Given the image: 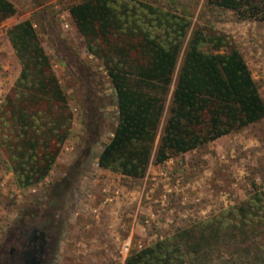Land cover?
Wrapping results in <instances>:
<instances>
[{
    "label": "trees",
    "instance_id": "obj_1",
    "mask_svg": "<svg viewBox=\"0 0 264 264\" xmlns=\"http://www.w3.org/2000/svg\"><path fill=\"white\" fill-rule=\"evenodd\" d=\"M181 6L160 0L69 6L87 51L109 77L118 114L110 140L95 154L81 152L86 163L75 160L55 182L56 195L46 197L48 211L32 215L52 236L63 230V199L87 161L140 179L152 161L165 163L264 117V100L233 38L207 22L194 25L190 6ZM204 6L264 21V0H205ZM16 13L14 2L0 0V25ZM7 35L21 71L0 105V149L17 187L27 189L50 175L71 135L74 111L33 19L14 23ZM261 236L264 194L258 193L224 214L132 249L125 264H213L232 246ZM255 259L264 264V252Z\"/></svg>",
    "mask_w": 264,
    "mask_h": 264
},
{
    "label": "rangeland",
    "instance_id": "obj_2",
    "mask_svg": "<svg viewBox=\"0 0 264 264\" xmlns=\"http://www.w3.org/2000/svg\"><path fill=\"white\" fill-rule=\"evenodd\" d=\"M11 1L16 5L17 13L0 25V79L9 78L8 83L19 72V60L7 29L18 21L30 18L35 22L43 45L55 63L60 64L64 60L69 65L70 61L78 78L91 73L81 62L83 59L76 57V51H82L85 41L70 16L69 6L79 0ZM160 1L165 6L178 4L180 9L181 5L190 6L194 25L207 22L229 34L242 52L264 100V21L240 20L230 10H208L204 6L205 0ZM85 61L90 62L88 58H84ZM92 64L100 67L97 71L105 79L103 83L108 84L109 77L102 62L93 61ZM59 76L66 88L73 83V80L70 83L66 81L63 69ZM14 84L7 87L6 93L0 90V105ZM114 98L112 93L104 98L109 106V114L106 118L104 116L105 120L101 118V128H94L90 134L94 136L93 143L89 136L91 130H86L83 123L85 130L80 143L78 139L69 140L71 143L67 147L71 150L65 149L64 145L61 160L46 180L35 187H17L14 174L0 149V250L2 246L7 251L13 247L10 237L18 232V228L42 225V220L32 218V215L48 211L45 200L49 193L56 195L53 189L55 182L65 177L75 160L86 161L80 158L81 152L85 150L86 155L98 152L100 146L96 140L115 125ZM92 101L96 102L93 95ZM77 102L81 110H85L87 102L83 96ZM70 136L69 139L73 137L72 132ZM87 162L81 168L75 187L63 199L67 221L62 232L53 235V251L48 264H125L132 249L151 245L172 236L180 228L224 214L256 194H264V117L165 163L154 164L143 178L121 177V185L130 188L136 196H142L141 201L137 200L122 214V221L127 224L125 227L114 225L115 209L111 200H106V195H103L107 192L101 189L103 183L95 169L97 165L92 160ZM146 208H151L150 212H146ZM132 221L135 226L130 240L128 234ZM257 252H264V236L253 242L232 246L213 264H255Z\"/></svg>",
    "mask_w": 264,
    "mask_h": 264
},
{
    "label": "crops",
    "instance_id": "obj_3",
    "mask_svg": "<svg viewBox=\"0 0 264 264\" xmlns=\"http://www.w3.org/2000/svg\"><path fill=\"white\" fill-rule=\"evenodd\" d=\"M45 49H46V47H45ZM79 50L80 51H76V54H77L76 57L79 59H83V60H84V58H88L90 60V62H88V61L83 62V60L81 62L83 64H85L89 68V71L91 72L89 74H86V73L82 74V75L79 74L80 75L79 78H78V76L76 77V75L74 74V72H77V71L72 70L74 68H73V64L70 61H68L69 65H67V62L64 60L62 63L57 64V63H55V60L52 59L53 64H54V70H55L57 76L59 77L62 86L64 87L65 91L67 92V94L69 96L70 106H71L72 110L74 111V119H73V125H72L73 137L67 140V142L65 143V147H64L65 149H68V150H71L69 147H67L71 143V141L69 142V140L73 139L75 141V139H78V143H80V139H82V134H84V133H82V132H84L83 129L85 130L84 124H86V130H91V131H89V136L92 133V131L94 130V128H96V127L101 128V124H100L101 121L105 120L104 116L106 118V115L109 114V111H108L109 106L106 104V100L104 98L106 96H109V94L111 95V93L114 94V97H115V93L111 87L110 81L108 82V84H106L105 82L103 83V81L105 79L101 78V76L99 75V72L97 71V68H98L97 65L92 64L93 61L99 62L100 60L97 59L96 57H94L92 54H90L87 51L85 43H84V47L82 48V51H81V49H79ZM47 52H48V50H47ZM59 67H61V69ZM5 68H8V67L5 66ZM62 69L66 72V81H69V83H70L71 80H73V83H70L67 88L64 86V83L59 76V73ZM98 69H100V67ZM18 71L19 72L17 73L16 77L14 79L10 80V82H8V83H6V81L9 78H6V79L1 78L0 79V85H2L0 90L2 89V91H4V93H6L7 87H9L15 83V80L17 79V76H18V74H20V71H21V65L19 62H18ZM84 82H85V84L81 85V83H84ZM92 95L94 97V101H96L95 103H93V101H92ZM82 96L85 99V101L87 102L85 105V110H83V109L81 110V108L78 105L79 103L77 102L78 98L82 97ZM169 100H170V98H169ZM114 106H115V111H116L115 112L116 117L114 118L115 119L114 127H115L117 125V114H118L115 98H114ZM93 111L95 113L94 114L95 116L92 115ZM96 116H100V117H98L100 119V121H99V119L96 120L97 119ZM101 118H102V120H101ZM81 128H82V130H81ZM161 132H162V122H161L160 131L158 134L157 141L159 140ZM112 136H113V129L108 131V133H107V131H105L104 135H101L99 137V140L96 141L97 142L96 144L99 145L100 149H101L103 147V145L105 143H107ZM86 140H88V139H86ZM91 142H92V140H91ZM101 142H103V143H101ZM88 144H90V142H88ZM63 153H64V151H62L60 156L58 157L57 163L61 160ZM92 161L94 162L95 159H92ZM57 163H56V165H57ZM95 164L97 165L95 167V169H96L98 175L101 176L100 181L103 183V184H101V187H102L101 189H103L104 191L107 192V193H103V195H106V197H105L106 200H108V201L111 200V204L113 205L112 208L115 209L114 225H117L119 228L125 227L127 224L123 223L122 214L124 212H127L129 210V208H131L135 203H137V200L141 201L142 196H139V195L136 196L134 191H132L130 188L125 187V186L120 184V182H119L120 178L126 177L125 175H123L121 173L114 172L110 169L102 168V167L98 166V164L96 162H95ZM154 164H156V163H154V162L150 163V166H149L150 169L152 168V166ZM157 165H159V164H157ZM102 176H106V177L103 178ZM150 210H151V208H146V212H150ZM130 215L132 216V214H130ZM134 226H135L134 221H132L131 222V229H130L131 231L128 234V238L130 240H132Z\"/></svg>",
    "mask_w": 264,
    "mask_h": 264
},
{
    "label": "flooded vegetation",
    "instance_id": "obj_4",
    "mask_svg": "<svg viewBox=\"0 0 264 264\" xmlns=\"http://www.w3.org/2000/svg\"><path fill=\"white\" fill-rule=\"evenodd\" d=\"M13 247L0 251V264H48L54 237L44 225L20 227L10 237Z\"/></svg>",
    "mask_w": 264,
    "mask_h": 264
}]
</instances>
